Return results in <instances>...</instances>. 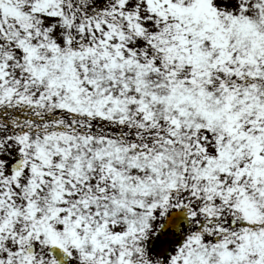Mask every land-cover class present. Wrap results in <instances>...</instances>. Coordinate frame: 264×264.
<instances>
[{
	"label": "snow or ice",
	"instance_id": "obj_1",
	"mask_svg": "<svg viewBox=\"0 0 264 264\" xmlns=\"http://www.w3.org/2000/svg\"><path fill=\"white\" fill-rule=\"evenodd\" d=\"M0 264H264V0H0Z\"/></svg>",
	"mask_w": 264,
	"mask_h": 264
}]
</instances>
